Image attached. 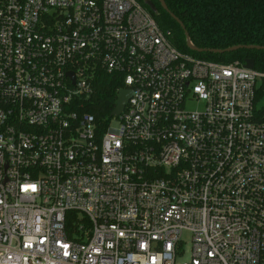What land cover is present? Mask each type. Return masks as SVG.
Instances as JSON below:
<instances>
[{"label": "built area", "instance_id": "1", "mask_svg": "<svg viewBox=\"0 0 264 264\" xmlns=\"http://www.w3.org/2000/svg\"><path fill=\"white\" fill-rule=\"evenodd\" d=\"M99 70L132 92L101 135ZM263 79L138 0H0V264H264Z\"/></svg>", "mask_w": 264, "mask_h": 264}, {"label": "trees", "instance_id": "2", "mask_svg": "<svg viewBox=\"0 0 264 264\" xmlns=\"http://www.w3.org/2000/svg\"><path fill=\"white\" fill-rule=\"evenodd\" d=\"M147 7L145 0H138ZM169 9L184 23L192 43L203 49H227L236 45L264 47V0H165ZM158 13H152L159 26L170 32L172 43L182 52L219 62L236 59L255 60V69L264 72V49L242 48L234 52H196L187 47L185 30L165 11L159 0H153ZM148 8V7H147ZM152 12V11H151ZM118 75L98 71L94 92L85 99L84 108L94 115L98 134L109 126L118 100V90L123 87ZM264 98V79L257 89L256 102ZM264 111V107L261 108Z\"/></svg>", "mask_w": 264, "mask_h": 264}, {"label": "water", "instance_id": "3", "mask_svg": "<svg viewBox=\"0 0 264 264\" xmlns=\"http://www.w3.org/2000/svg\"><path fill=\"white\" fill-rule=\"evenodd\" d=\"M159 2L161 4L162 8L165 11H167L180 24V26L185 30L187 47L190 50H192V51H196V52H206V51H208V52H213V53H225V52H234V51H237V50L242 49V48L257 49V50L264 49L263 46H259V45H236V46L229 47L227 49H203V48H198L197 46H195L192 43V41L190 39V34L186 30V27H185L184 23L169 9L166 1L165 0H159ZM145 4L152 11V13H155V14L158 13V7L153 2V0H145ZM245 66L247 68L253 69L255 67V60L251 59V58L246 59L245 60ZM70 75H73V74L70 73ZM131 95H132V92L129 89H120L119 90L117 105H116L115 109L111 113V115L113 117H118L123 112V110H124L125 106L127 105Z\"/></svg>", "mask_w": 264, "mask_h": 264}, {"label": "rangeland", "instance_id": "4", "mask_svg": "<svg viewBox=\"0 0 264 264\" xmlns=\"http://www.w3.org/2000/svg\"><path fill=\"white\" fill-rule=\"evenodd\" d=\"M188 106L190 108H195V107H197V104H189ZM260 106H264V98L261 100ZM118 124H119V121H118L117 118H113L111 120V126L116 127V126H118ZM183 241H184V243H183L184 246L183 247H184V249L186 251V254H185V256L183 258H188L189 257V250H190V247H191V238H190V234L189 233H184Z\"/></svg>", "mask_w": 264, "mask_h": 264}]
</instances>
